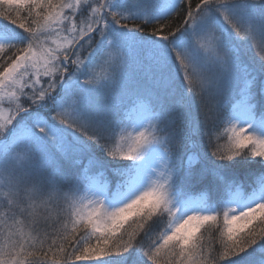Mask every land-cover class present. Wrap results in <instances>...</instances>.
Returning <instances> with one entry per match:
<instances>
[{
	"label": "snow or ice",
	"instance_id": "snow-or-ice-1",
	"mask_svg": "<svg viewBox=\"0 0 264 264\" xmlns=\"http://www.w3.org/2000/svg\"><path fill=\"white\" fill-rule=\"evenodd\" d=\"M257 220L264 0H0V264H264Z\"/></svg>",
	"mask_w": 264,
	"mask_h": 264
},
{
	"label": "trees",
	"instance_id": "trees-1",
	"mask_svg": "<svg viewBox=\"0 0 264 264\" xmlns=\"http://www.w3.org/2000/svg\"><path fill=\"white\" fill-rule=\"evenodd\" d=\"M255 54V53H254ZM203 143L205 144V145H207V138L205 137L204 139H203ZM221 143H223V141H221ZM254 224H256L258 227H264V225H259V223H258V220L257 221H254L253 222ZM218 235V234H217ZM51 241H49V243H50ZM217 247H219V245L217 244Z\"/></svg>",
	"mask_w": 264,
	"mask_h": 264
},
{
	"label": "rangeland",
	"instance_id": "rangeland-1",
	"mask_svg": "<svg viewBox=\"0 0 264 264\" xmlns=\"http://www.w3.org/2000/svg\"><path fill=\"white\" fill-rule=\"evenodd\" d=\"M78 264H82V262H78Z\"/></svg>",
	"mask_w": 264,
	"mask_h": 264
}]
</instances>
